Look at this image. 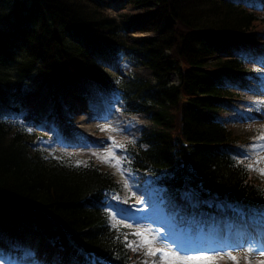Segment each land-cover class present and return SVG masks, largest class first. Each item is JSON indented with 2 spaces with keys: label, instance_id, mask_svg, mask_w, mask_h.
<instances>
[{
  "label": "trees",
  "instance_id": "trees-1",
  "mask_svg": "<svg viewBox=\"0 0 264 264\" xmlns=\"http://www.w3.org/2000/svg\"><path fill=\"white\" fill-rule=\"evenodd\" d=\"M110 2L124 6L115 17ZM259 49L264 13L234 0H0V231L25 222L39 227V237L65 244L69 236L109 262L130 264L138 255L108 215V195L120 182L96 164L47 159L31 150L23 124L4 121L43 84L54 119L70 123L76 114L67 98L98 99L96 90L118 94L127 114L147 117L151 125L128 144L130 168L142 183L152 175L170 205L198 193L264 212V183L226 150L238 140L223 114L236 98L233 81L249 73ZM119 53L150 68L155 84L100 65L102 55ZM37 66L43 83L26 91L23 81Z\"/></svg>",
  "mask_w": 264,
  "mask_h": 264
},
{
  "label": "rangeland",
  "instance_id": "rangeland-1",
  "mask_svg": "<svg viewBox=\"0 0 264 264\" xmlns=\"http://www.w3.org/2000/svg\"><path fill=\"white\" fill-rule=\"evenodd\" d=\"M235 1L240 3L243 0ZM251 2V5L248 1L244 4L256 9H260V6L264 7V0ZM109 4H107V7L112 17H115L124 8V6L117 3L110 2ZM133 36L136 38L153 37L154 34L151 32H136ZM257 61L258 64L255 67L261 72L258 74L260 77H248V83L235 87V91L240 92L242 100H239L238 104H231L229 112L223 114L228 116L227 127L232 129L239 136V140L242 141V144L233 148L234 153L240 155L239 157L249 159L254 180L261 182L264 180V175L257 169H264V139L258 138L264 134V59L258 58ZM107 62V67L112 74H120L125 77L134 76L153 84L156 82L150 68L138 65L134 59L122 56L115 60L107 59ZM26 81V87L37 88L41 79L37 80L33 75ZM170 83L178 84L176 75L170 78ZM44 89L45 92L40 96L39 104L29 107L26 113V117L29 118L26 121L27 126L31 129L30 132L35 138L32 149L48 153L51 157H62L71 164H78L79 160H84L88 155L97 156V158L105 155L106 150L115 141L116 146H113L111 151L120 160V163L117 165L115 160L110 163H103L98 158L104 169L114 174L117 179L124 183L123 192L115 195L110 202V208L113 212L112 220L126 226L132 235L131 242L144 239L150 242L148 246L137 248L142 252L143 257L133 264H177L172 259L161 262L159 252L156 255H146L149 246L153 250L171 246L173 249L179 248L190 253L204 251L209 256L208 259L192 261L189 264H237V262L238 264H262L264 262V255L260 254L264 252V248H260L255 239L250 240L251 243L246 241L243 245L242 239L244 236L240 234L241 229L237 228L232 231V234L228 233L227 238H223L225 232H223L222 226H217L214 229L210 226L206 232L199 231L196 233L193 225H191L187 233L183 227L178 229L175 214H168L166 205L153 204L150 208L148 207L149 200L145 197L146 193L141 192V189L143 190L142 186L134 185L131 172L127 170L126 154L119 147L120 142L124 139L128 140L140 134L141 128L148 124L146 118L126 116L119 107V98L115 95H105V100L97 102L94 106L93 104H82L80 113L77 114V119L72 126L59 122L54 128L50 123L44 121V115L49 108V104L45 99L49 90L47 87H44ZM34 96L31 99H34ZM99 114L102 115L100 118L97 117ZM145 192L149 196L155 195L160 198L164 195L162 190L151 186H147ZM114 204L118 206L117 211ZM135 211L137 213H134ZM185 211L186 209H183L188 223L189 217L193 215V210L190 212ZM196 221L194 220V222ZM137 232L141 235H135ZM263 236L264 233L257 235L259 242ZM215 238L222 240V243L215 244L217 242ZM10 240V238L7 239L8 243ZM32 243L33 241H29L25 250L18 247V242L11 246L12 254L13 249L17 251L14 255L16 263H19L20 257L30 261L33 255ZM40 245L41 243H39L38 248L35 246L34 254L37 255L40 248V252L45 251V255H47L48 249ZM249 247L254 250L246 252ZM217 252L220 255H216ZM225 252H231L237 258V262L224 255ZM7 258L6 256L4 260H1L0 264H7ZM9 261L12 262V256H10Z\"/></svg>",
  "mask_w": 264,
  "mask_h": 264
},
{
  "label": "snow or ice",
  "instance_id": "snow-or-ice-1",
  "mask_svg": "<svg viewBox=\"0 0 264 264\" xmlns=\"http://www.w3.org/2000/svg\"><path fill=\"white\" fill-rule=\"evenodd\" d=\"M259 139H264V134H262ZM116 146L115 141H113V144L109 146V148L106 150L105 155L99 156L98 158L101 159L103 163H110L112 160H115L116 164L118 165L120 163V160L117 159L115 154L111 151L112 147ZM119 147H123V145H119ZM248 167H252L251 165H248ZM262 175H264V169H257ZM135 235L140 236L141 233L137 232ZM133 244L136 245V247H133ZM150 245V242L147 239L141 240V241H134L130 242L127 246L130 248H133V251L137 250V248H142L145 246ZM254 249L251 247L246 249V252H251ZM160 253V261L163 262L167 259H172L177 262V264H189V262L197 261V260H204L208 259L209 256L204 251H201L199 253H190L187 251H183L179 248L173 249L171 246L167 248H157L153 250L150 246L148 247V251L146 252V255H156V253ZM216 255H220L219 252L215 253ZM261 255H264V252L260 253ZM224 255H227L230 259H232L234 262H237V258L232 255L231 252H225ZM238 264V262H237ZM264 264V262H262Z\"/></svg>",
  "mask_w": 264,
  "mask_h": 264
}]
</instances>
